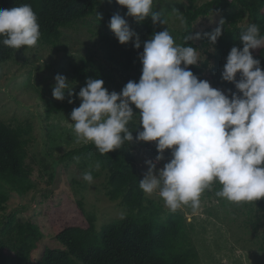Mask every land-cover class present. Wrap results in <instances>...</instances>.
Returning a JSON list of instances; mask_svg holds the SVG:
<instances>
[{
	"label": "trees",
	"instance_id": "obj_1",
	"mask_svg": "<svg viewBox=\"0 0 264 264\" xmlns=\"http://www.w3.org/2000/svg\"><path fill=\"white\" fill-rule=\"evenodd\" d=\"M176 1L165 0L168 7L163 9V3L153 0V11L159 12L167 20V25H154L151 17L138 22L126 16V7L118 5L115 0L111 3L109 0H0V9L31 5L41 32L37 49L50 50V60L57 61L59 56L64 55L66 65L60 71L71 82L80 84V88L86 85L89 77L103 79L106 88H123L130 80L139 81L142 69L139 53L143 51V43L138 50L132 42L119 43L108 26L114 14L119 13L128 20L142 42L149 40L154 32L168 29L175 42L183 44L185 35L198 32L195 28L198 20L218 13L222 17L223 34L214 46L210 45L207 38L189 41L191 46L200 51L201 58L198 66L189 67L200 79L210 81L213 87L226 93L228 89L236 91L233 83L221 79L223 66L233 46L242 48L239 36L249 24H257L260 35L264 37V0H206L201 3L198 0ZM185 1L188 2L186 7ZM173 5L186 9H171ZM174 13L182 16L173 20L171 15ZM221 21L217 26L199 32H211L221 26ZM83 25H86L90 38L94 39L93 44L103 52L104 61L97 57L92 46H86L78 60L68 52L76 43L69 47L66 40L71 38L65 34L64 29H82L80 26ZM18 50L0 43V63L14 59ZM253 55L261 60V67L264 68V48L253 50ZM52 66L46 65L47 68ZM36 69L38 78L33 81L35 78L28 76L24 84L28 89H36V82H39V97L43 102L45 119H49L55 112L65 110L72 104L67 99L60 101L48 97L45 89L49 90L52 75L39 74V66ZM29 74L32 75L31 71ZM80 88H76L75 93ZM65 95L67 97V91ZM74 103L81 101L77 98ZM1 113L0 264H200L191 226L184 214L177 210L164 217L162 203L149 198L140 188V179H143L144 174L131 150L139 142H126L121 148L104 155L99 153L93 143H88L63 155L67 164L74 159L88 162L86 158L99 164L105 174L106 195L111 201L122 200L128 208V214L98 229L97 217L87 210L84 199L76 200L72 208L69 206L70 199L66 206L51 203L44 216L54 231L50 242L57 240L59 247L47 246L43 242V230L35 217H18L16 210L19 209L8 212L13 194L24 197L37 188L33 179V166L26 160L33 124L28 121L16 123L5 120ZM141 143L148 145L149 142ZM46 168L49 169V166ZM53 177L54 174L50 173V178ZM217 186L220 189L218 183ZM253 203L264 215V199ZM21 208L25 209V206Z\"/></svg>",
	"mask_w": 264,
	"mask_h": 264
},
{
	"label": "clouds",
	"instance_id": "obj_2",
	"mask_svg": "<svg viewBox=\"0 0 264 264\" xmlns=\"http://www.w3.org/2000/svg\"><path fill=\"white\" fill-rule=\"evenodd\" d=\"M115 3L126 7L125 15L138 22L151 17L154 25L168 23L153 11V0ZM108 26L121 44L132 42L138 50L143 43L141 75L138 82L128 81L119 92L109 91L103 79L89 77L75 93L67 77L56 74L53 97L67 99L69 104L77 98L81 101L71 112L77 139L93 143L101 155L126 142H155L158 154L155 161H145L148 169L139 186L148 195L158 193L170 212L186 205L193 211L199 209L202 193L214 182L221 186L216 196L228 202L264 199V68L253 55V50L264 48L258 25L249 24L239 36L242 48L233 46L226 57L221 79L236 89L227 93L200 79L189 67L200 63L197 48L189 41L207 38L214 46L223 34L222 21L211 32H189L183 44H177L168 29L142 42L119 13ZM40 36L31 5L0 9L4 46L31 48ZM134 118L135 136L129 130ZM161 161L166 162L158 168ZM83 178L93 181L90 172Z\"/></svg>",
	"mask_w": 264,
	"mask_h": 264
},
{
	"label": "rangeland",
	"instance_id": "obj_3",
	"mask_svg": "<svg viewBox=\"0 0 264 264\" xmlns=\"http://www.w3.org/2000/svg\"><path fill=\"white\" fill-rule=\"evenodd\" d=\"M156 1L165 5V7L162 5L163 9L168 7L165 0ZM203 1L206 0H198L199 3ZM187 4L188 2L185 1V7ZM174 5L171 9H186ZM177 16L181 17L182 14L174 13L171 18L174 20ZM221 20L220 14L214 13L208 18L198 20L195 28L198 32L207 27L213 28ZM80 27L82 29H64L65 34L71 38L66 40L69 47L76 43L68 52L78 60L84 53L85 47L92 46L97 57L104 61V54L93 44L94 39L90 38L86 25ZM37 44L31 48L22 46L14 59L0 63V113L3 108L1 116L5 120L16 123L28 121L33 124L32 140L28 146L26 160L33 166V179L37 184V188L24 197L13 194L8 212L19 209L16 210L18 217L24 219L35 217L45 235L43 242L51 248H58L57 240L50 242L53 240L54 231L44 216L51 203L66 206L70 199L69 206L72 208L76 200L84 199L87 210L97 217L98 229L115 219L124 218L128 214V208L122 200L111 201L108 198L104 188L105 174L100 167L97 168V163L88 158L85 160L88 162L74 159L68 164L63 160V155L67 151L88 144L77 139L73 130L74 122L71 121V112L80 103H73L67 109L55 112L49 119H45L43 102L39 97V82H36L38 85L36 89L30 87L28 89L24 80L32 76L35 81L38 78H36L38 72L36 68L39 66V74L52 75L49 90L41 88L45 89L48 97H53L54 77L60 74L61 67L66 65V58L61 55L57 61L50 60L52 52L48 49H37ZM199 52L197 51L200 58ZM47 64L53 66L47 68ZM30 71L32 75L29 74ZM61 74L66 76L62 72ZM68 82L74 91L80 88V84L73 83L69 79ZM41 85L45 84L41 83ZM108 89L119 92L122 87L113 86ZM135 125L137 121L134 118L129 125L133 135H136ZM131 150L135 153L139 167L145 175L148 169L145 161L147 159L155 161L158 154L155 142H149L148 145L139 142ZM165 157L166 159L170 157V150L165 152ZM165 162H159L157 167H162ZM47 165L49 169L46 168ZM87 172L93 176L91 183L83 178ZM93 172L97 175L95 176ZM50 173L54 174L53 179L50 178ZM219 190L217 183L214 182L202 193L199 209L193 211L190 205L179 209L191 226L193 241L200 255V264H264V249H261L264 246V215L253 202L235 204L217 197L216 192ZM146 195L162 203L165 210L164 217L170 213L158 193ZM21 206H25V209Z\"/></svg>",
	"mask_w": 264,
	"mask_h": 264
}]
</instances>
